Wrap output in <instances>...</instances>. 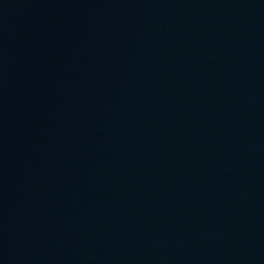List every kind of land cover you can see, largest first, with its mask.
Here are the masks:
<instances>
[{"label":"water","instance_id":"1","mask_svg":"<svg viewBox=\"0 0 264 264\" xmlns=\"http://www.w3.org/2000/svg\"><path fill=\"white\" fill-rule=\"evenodd\" d=\"M235 0H0V264H19L99 147Z\"/></svg>","mask_w":264,"mask_h":264}]
</instances>
